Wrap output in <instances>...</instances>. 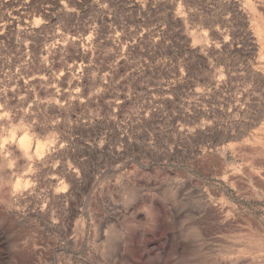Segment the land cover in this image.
Here are the masks:
<instances>
[{"label":"rangeland","instance_id":"rangeland-1","mask_svg":"<svg viewBox=\"0 0 264 264\" xmlns=\"http://www.w3.org/2000/svg\"><path fill=\"white\" fill-rule=\"evenodd\" d=\"M0 264H264V3L0 0Z\"/></svg>","mask_w":264,"mask_h":264},{"label":"clouds","instance_id":"clouds-1","mask_svg":"<svg viewBox=\"0 0 264 264\" xmlns=\"http://www.w3.org/2000/svg\"><path fill=\"white\" fill-rule=\"evenodd\" d=\"M42 22H43V21H42L41 19H37V20H36V24H37V25L41 24ZM89 39H91V37H89ZM217 46H219V45H217ZM79 90H80V89H78V88L76 89V91H79Z\"/></svg>","mask_w":264,"mask_h":264},{"label":"snow or ice","instance_id":"snow-or-ice-1","mask_svg":"<svg viewBox=\"0 0 264 264\" xmlns=\"http://www.w3.org/2000/svg\"><path fill=\"white\" fill-rule=\"evenodd\" d=\"M262 3H264V0H261Z\"/></svg>","mask_w":264,"mask_h":264}]
</instances>
